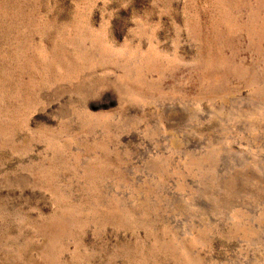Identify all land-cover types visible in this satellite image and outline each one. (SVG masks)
I'll list each match as a JSON object with an SVG mask.
<instances>
[{
  "label": "rangeland",
  "instance_id": "rangeland-1",
  "mask_svg": "<svg viewBox=\"0 0 264 264\" xmlns=\"http://www.w3.org/2000/svg\"><path fill=\"white\" fill-rule=\"evenodd\" d=\"M0 264H264V0H0Z\"/></svg>",
  "mask_w": 264,
  "mask_h": 264
}]
</instances>
